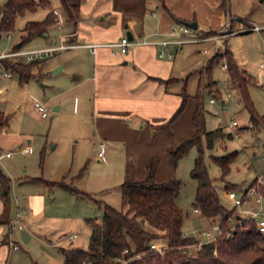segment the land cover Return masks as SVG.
I'll use <instances>...</instances> for the list:
<instances>
[{"label": "rangeland", "instance_id": "rangeland-1", "mask_svg": "<svg viewBox=\"0 0 264 264\" xmlns=\"http://www.w3.org/2000/svg\"><path fill=\"white\" fill-rule=\"evenodd\" d=\"M133 1L82 0L75 25L66 20L59 0H48L47 6H38L34 11L17 16L13 29L0 34L1 53L58 46L61 36L68 32H86L92 27L104 30L108 40L116 42L121 38L120 34L125 35L127 29L124 26L129 16L138 22L143 21L145 29L159 25L160 32L170 36L173 26L186 23L197 25L196 29L191 28L190 34L180 36L187 42L168 47L173 53L174 76L180 78L171 89L180 90L179 104L183 89L187 97L179 116L168 126L164 125L167 121L160 125L159 128L168 134L159 133L152 139L153 145H150L152 140L147 137L144 140L131 137L111 141L97 136L94 124L98 116L93 108V81L89 78L90 73L80 74L77 68L80 60L86 63L90 59L91 55L86 54L85 50L55 52L32 65V77L26 82H20L19 76L12 71L10 77L0 74V113L8 116L9 122L6 127L0 128V152H11L9 158L0 161L1 171L10 178L8 193L2 196L6 205L2 217L10 221L15 218V199L20 212L24 207L26 213L19 218L24 229H12L18 238L21 235L25 245L22 244V249L14 247L13 243H9V239L12 242L10 237L8 244L2 243L7 248L5 253L0 251V263L60 264L58 249L47 245L49 240L64 244L71 234L78 235L77 244L87 250L91 225L82 218L86 216L100 222L102 212L95 201L117 210L121 208L119 186L125 178L126 164L135 169L133 155L156 156L154 159L159 163L157 181L176 179L181 182L176 204L183 213L182 230L199 242H210L203 232L210 230L217 221L195 213L192 206L197 184L190 177V170L197 154L196 147H191L176 163L167 152L170 146H176L193 136L196 128L192 119L197 101L201 109L198 128L205 132L221 128L223 133L214 141L211 149L204 148L203 155L220 204L227 210L234 208L235 214L240 217L246 216V209L257 210L248 199L240 207H235L227 195L225 183L236 185V197L241 198L252 178L262 173L264 68L259 65L264 64V0H224L223 4L222 0ZM6 2L0 0V7ZM141 4L145 11L136 12V5L140 7ZM53 9L58 11L56 21L43 34L18 48L15 44L25 35V25L42 21ZM254 26L259 28L255 30L252 28ZM239 29L242 31H237ZM225 50L232 54L237 67L253 79L246 90L255 114L258 119L261 117L259 122L250 119L240 88L230 81L227 68H224L226 62L221 60L207 70L208 61ZM4 62L27 63L23 59L1 60L0 73ZM60 66H63L62 71L55 73ZM78 73L83 77L78 78ZM35 101L45 105L46 118L39 116L33 106ZM55 107L57 111H54ZM232 122L236 124L232 125ZM101 140L106 145V151L105 157L98 162L96 154ZM25 147H30L31 151L22 153L20 149ZM231 151L238 153L222 181L221 171L211 156H221ZM25 179L29 182H23ZM50 183H62L81 194L76 195ZM49 196L56 199L58 206L48 208L40 216L37 214L36 199L49 201ZM28 199L35 201L32 206L34 213L31 212L32 208L22 205ZM79 215L80 223L74 220ZM10 221L1 226L4 230V225L8 226L9 236L12 234Z\"/></svg>", "mask_w": 264, "mask_h": 264}, {"label": "trees", "instance_id": "trees-1", "mask_svg": "<svg viewBox=\"0 0 264 264\" xmlns=\"http://www.w3.org/2000/svg\"><path fill=\"white\" fill-rule=\"evenodd\" d=\"M82 0H59L69 22L76 23ZM225 1L222 0L223 4ZM48 0H7L0 7V34L10 32L17 16L26 11H34L38 6H47ZM56 21L52 11L40 22H28L21 43L43 34L46 28ZM224 60L230 81L240 88L244 106L253 122L261 117L255 114L246 90L253 79L235 64L232 54L225 50L217 53L207 63V70L214 64ZM41 61L29 63L4 62V68L16 73L20 82L32 77L31 67ZM186 93L182 90V100L174 113L164 124H171L182 112L186 101ZM198 99V97H197ZM201 109L197 101L193 115L195 132L193 136L176 146H170L167 152L176 163L185 156L191 147H196L197 154L190 170V177L196 181V192L192 206L207 219H217L219 228L226 232L232 228V237H216L213 241L203 243L193 256L185 253V249L197 242L185 236L182 231L183 213L176 204L181 182L176 179L156 182L155 170L157 161L150 159L146 164V175L141 180L133 178L127 168L124 181L120 184L121 208L119 210L95 201L102 212L100 222L89 219L91 232L88 249H60L61 264H264V233L258 231L256 219L249 216L239 217L235 209L227 210L219 202L215 191L214 180L208 175L203 155L204 148L211 149L214 141L223 136L222 129L201 131L198 128ZM8 116L0 113V128L7 126ZM237 151L224 155H212V161L218 166L223 177L228 174L229 166L237 156ZM37 181V180H34ZM10 179L0 169V196L9 189ZM255 178L249 183L253 185ZM70 190L76 195L81 193L62 183H50ZM236 185L225 183L226 190H234ZM156 243L163 248L158 253L150 248ZM126 250V252H124ZM141 255V259H136Z\"/></svg>", "mask_w": 264, "mask_h": 264}, {"label": "crops", "instance_id": "crops-1", "mask_svg": "<svg viewBox=\"0 0 264 264\" xmlns=\"http://www.w3.org/2000/svg\"><path fill=\"white\" fill-rule=\"evenodd\" d=\"M138 1L144 3L145 0ZM131 2L134 1L131 0ZM136 6L137 10L135 11H138L139 13H142L146 9L142 4L140 5V7H138V5ZM126 19L127 24H125L124 28L127 29V31L125 32V35L127 32H129L132 36L131 40L134 41L138 40L141 37H147V39L150 42H153V44L145 46L131 45L125 54L116 53L115 55H111L110 49L106 47H99L96 49V51L91 52L88 48L84 47V45L111 42V40H108V38L104 35V30L100 29L99 27L89 28L86 32L77 30L68 32L66 35L61 36L60 44L64 42L67 45H74L73 47L65 50H85L86 54L91 55L89 61H87L86 63H83L80 60L77 68L80 74L85 73L88 75V73H90L89 78L91 79V81H93L95 93L93 108L95 110V114L98 116L97 121L94 124L95 129L97 130V136L100 139H109L111 141L128 138L130 139L131 137H137L142 140L147 137V139L150 138L151 140H154L155 136H157L159 133L165 132L166 134H168V132L160 129L159 127L162 123H165L169 119L180 102V90L171 89L172 85L176 84V82L180 80L179 77L174 76L175 63L172 59L173 53L168 49L169 46L175 45V43H170L164 48L165 51L172 54L171 58H159L158 53L161 50L160 42L163 40L176 41L182 38H180V36H170L166 33L160 32L159 25H157L158 28L155 25L154 27L145 29L143 21L138 22L136 19L132 18V16H129ZM254 27L259 28L258 26ZM237 31L242 30L239 29ZM234 32H236V30ZM120 35L121 37L125 36L123 33ZM20 43L21 41L15 45L20 48L26 42L22 44ZM62 69L63 66H60L55 70V73L62 71ZM80 74L77 75L78 78L83 77ZM57 110L58 108L55 107L54 111ZM175 128L176 127H174V129ZM153 140L151 141L150 145L154 144ZM101 144L103 146L105 155L106 145L102 140L99 141L98 151ZM152 155L153 154H144L142 156L133 155L136 161L135 169L133 170V167L131 165L126 164L125 174L127 168H129L130 172L134 173L135 179H143L146 175L147 162L150 159H154L156 157ZM10 156L4 157L3 159L9 158ZM96 161H102V159L98 158L97 154ZM158 164L159 163L157 161L154 179L156 182H161L160 180H156L158 174ZM256 176H254L252 180L256 178ZM23 182L29 181H26L25 179ZM7 193L8 191H4L0 196V251H3L2 253H5L7 248L6 246L5 248L2 243L8 244V239L10 237L12 238V242L9 239V243H13L14 247L22 249V244L25 245L21 235L18 238V234H13V231L11 229L12 234L11 236H9L10 229L8 228V226L4 225L5 230L1 227L3 225L2 223L8 224L10 221L9 219L2 217L5 213L6 208L5 201L2 199V196L6 195ZM50 197L51 196H49V198ZM15 202L16 215L14 219H16L17 222H19L18 224L21 225L20 228L16 227L20 229L19 231H21L22 229H24V225L22 221L19 220V218L20 216L24 217V215L26 214L24 213L25 208L23 207L22 211L20 212V206L17 204V199H15ZM249 202L251 203L252 201ZM33 204H35V201L30 199H28L27 201L25 200V202L22 203V205H26L30 209H33ZM36 205L38 207L37 214H40V216L41 214L45 213L48 208L54 209L53 207L58 206L54 197L50 198L49 201L36 199ZM36 205L34 206L36 207ZM60 208L61 207H59V209ZM34 211L35 210L33 209L31 212L34 213ZM78 213L80 214V212ZM243 217H245V215ZM67 219L68 218H66V220ZM82 219L84 221H89V218H86V216H83ZM74 220H78V223H80L81 216L79 215V217L74 218ZM211 220L213 222L215 220L217 221V219ZM183 234L185 235L184 232ZM78 240V235L71 234L67 239H65L64 244H61L60 242L52 243L49 240L47 246L58 249L61 264L62 255L60 254V249H68L74 247L83 249L77 244Z\"/></svg>", "mask_w": 264, "mask_h": 264}, {"label": "built area", "instance_id": "built-area-1", "mask_svg": "<svg viewBox=\"0 0 264 264\" xmlns=\"http://www.w3.org/2000/svg\"><path fill=\"white\" fill-rule=\"evenodd\" d=\"M53 14L57 15V11L53 10ZM253 29L257 30V27H254ZM191 32V28L188 27L187 25H176L172 27V32L170 33L171 35H176V36H183V35H188ZM8 37V36H7ZM184 42H187L185 39H178L176 41H167L163 40L160 42L161 44V50L158 53L159 58H164L168 57L171 58L172 54L170 52H167L164 50V48L170 44V43H175L177 45H180ZM153 42H150L147 37H141L138 40H130L127 37L123 36L121 37L118 41L116 42H110V43H102V44H88L84 45V47L88 48L91 52L96 51L97 48L99 47H106L110 49V54L115 55L116 53L120 54H125L128 50V48L131 45H140V46H145V45H151ZM74 45H67L64 42H62L60 45L56 47H48V48H42V49H33V50H14L11 52H1L0 53V61L1 60H13V59H23L25 62H33V61H42L45 58L52 56L55 52L62 51L65 49H68L70 47H73ZM261 68H264V64L260 63L259 65ZM3 67V66H2ZM224 68H226V65H224ZM4 77H10L11 73L9 70L5 69L3 67L2 73H0ZM212 102V100H211ZM34 108L38 111L39 116L41 118H45L47 116L46 108L45 105L35 101L33 103ZM232 125H235V122L231 123ZM22 153L23 152H30L29 147H25L20 150ZM11 155V152H5L2 153L0 152V161L4 157H8ZM97 156L99 159H102L104 156V151H103V146L101 144L100 149L97 153ZM262 173L255 178V183L253 185H247L246 188L243 190V196L241 198L236 197V193L234 190H228L227 195L228 197L233 201V204L235 207H240L242 203L244 202L245 199H248L249 201H252V203L256 206L257 210H250L246 209L244 212L246 213L247 216L250 218L256 219L257 222V227L258 231L261 233H264V217H259L260 215L264 216V211L263 209V204H264V148H263V154H262ZM193 211L195 213H199V210L197 208H193ZM10 227L13 229L14 227L20 228L21 225L18 224L16 219H13L10 221ZM203 235L208 239L207 241H213L216 237L218 236H223L226 239L232 237V228L229 231H222L218 224H213L210 230L204 231ZM205 243V242H204ZM202 242H195L194 244L188 246L185 249V253L192 254L190 256H193L197 250L200 249ZM150 248L155 250L158 253L163 252V248L158 246L156 243H152L150 245ZM126 252V250H124ZM136 259H141V255H136ZM86 264V263H83ZM125 264V262H123Z\"/></svg>", "mask_w": 264, "mask_h": 264}, {"label": "water", "instance_id": "water-1", "mask_svg": "<svg viewBox=\"0 0 264 264\" xmlns=\"http://www.w3.org/2000/svg\"><path fill=\"white\" fill-rule=\"evenodd\" d=\"M186 25L188 27L192 28V29H195L196 28V24L195 23H186ZM126 37L128 39H130V40L132 39V36H131V34L129 32L126 33ZM238 218H239V216L236 217V219H238Z\"/></svg>", "mask_w": 264, "mask_h": 264}]
</instances>
